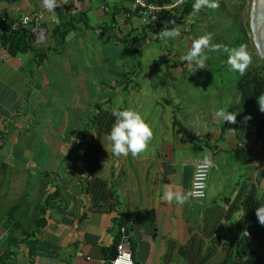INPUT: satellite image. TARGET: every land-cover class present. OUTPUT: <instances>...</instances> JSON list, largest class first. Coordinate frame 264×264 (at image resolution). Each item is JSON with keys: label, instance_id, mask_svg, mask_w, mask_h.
I'll return each mask as SVG.
<instances>
[{"label": "crops", "instance_id": "obj_1", "mask_svg": "<svg viewBox=\"0 0 264 264\" xmlns=\"http://www.w3.org/2000/svg\"><path fill=\"white\" fill-rule=\"evenodd\" d=\"M65 10L75 28L31 76L18 70L26 57L0 45V264H104L114 219L140 210L153 220L127 230L134 264H243L240 242L259 253L244 219L253 201L264 206L260 143L214 116L208 132L189 122L187 107L182 117L174 85L189 68L177 56L180 36L154 40L129 0H71ZM114 107L139 111L152 128L136 158L114 156L105 140ZM204 154V199L166 201L169 186L188 192ZM13 188L20 197L3 209Z\"/></svg>", "mask_w": 264, "mask_h": 264}, {"label": "rangeland", "instance_id": "obj_2", "mask_svg": "<svg viewBox=\"0 0 264 264\" xmlns=\"http://www.w3.org/2000/svg\"><path fill=\"white\" fill-rule=\"evenodd\" d=\"M216 2L219 5L216 8L202 6L199 11H195L194 14L185 17V24L181 26L180 30L179 39L182 41L178 42L179 44L175 42L176 48L180 51H178V53L175 51L177 56H184L191 48L192 41L205 33H211L212 44L221 39V42H231V47L228 49L237 48L234 47V41L237 39L236 35L241 32V30H244L247 39L246 41L243 40L241 43L246 47V50L251 56V63L249 65L258 64L257 58L259 57L254 49L251 34L249 32V12L252 0H216ZM42 5L43 0H0V15H3L1 9L5 10L4 12L7 13L9 9L12 8L14 10L13 14L19 16L30 12L35 7H41ZM256 10H259V8L257 7ZM256 18L257 20L253 25V29L255 28V31L258 32L260 17L258 16ZM190 24H193L192 29H190ZM190 30L191 32H189ZM176 39L178 40V38ZM47 43L46 41L39 45H46ZM241 43L239 46H241ZM35 45L38 44L36 43ZM153 45L161 47V44L157 42H154ZM174 54L173 52L172 56H174ZM226 54L227 58L224 59L223 64L219 58L221 55L220 49L216 51L205 49V55L208 57L204 68L205 70L200 71L198 69L193 73L191 70L187 69L184 73L180 74L182 79L178 80L174 85L179 93V104L181 106L183 105L182 117L185 118L187 107L188 113L186 112V117L189 122L207 132L210 128L209 120L211 117L213 120L216 111L223 109L229 113H236L238 107L239 95L236 87V80L241 74L230 67L227 63L228 52ZM161 57L164 58L163 52L161 53ZM186 127H189L188 124H186ZM4 190L5 189L1 192L2 195L0 194V200L6 197L3 195ZM18 192H20V190L16 191L13 188L12 194L8 195L4 200V202H6L2 206L3 209H7L17 202L20 197Z\"/></svg>", "mask_w": 264, "mask_h": 264}, {"label": "trees", "instance_id": "obj_3", "mask_svg": "<svg viewBox=\"0 0 264 264\" xmlns=\"http://www.w3.org/2000/svg\"><path fill=\"white\" fill-rule=\"evenodd\" d=\"M154 1H156L158 4H170L174 2V0ZM194 3H196V0H187L181 2L173 9L174 13L170 11H162L158 15L155 22L156 30H154V32H160L165 27L171 29L181 23V20L178 21V18H185L194 14ZM61 14L62 13H60V23L50 30V40H48L46 45H35L33 34L29 33L25 29L8 33H0V45L6 50L10 57H14L16 54H21L26 57L25 63L18 67V70L23 75L31 76L32 69L46 59V53L49 51H55V47L62 43L64 36L75 28L77 22L71 16L68 17ZM4 15L9 17L6 15V13ZM176 15H178V17ZM80 19V21H82V17ZM175 19H177V21L174 22ZM191 27L193 28V24ZM4 28L6 27L4 26ZM236 36L237 39L234 41V47L239 48L240 43L243 40L246 41L247 39L246 32L241 30V32L237 33ZM220 40L213 42V44L223 45L226 48L231 47V42H221ZM220 50L221 55L219 58L224 64V59L227 58V52L224 51L223 48ZM257 62L258 64L256 65H249L245 73L239 76L236 80V87L239 96L238 107L236 110V123L233 125L232 129L238 139H241V136L252 133L255 137V140L259 141L260 150L264 155V113L259 111V106L257 104V98L261 92H264V60L257 58ZM199 70L204 71L205 69ZM249 115L252 117V119L245 121L244 117ZM204 155H209L211 157L210 154ZM262 206L263 205L260 202L255 200L250 203L249 208L246 211L244 230L256 240L257 246L261 250L259 253H257L247 244L240 242L238 248L236 249V254L242 259L243 264H264V226L258 222L255 214L256 209ZM14 208L15 207H13L12 210ZM10 213L11 212L9 211L7 215ZM152 220V212H145L141 210L131 214H124L114 219V224L117 226V235L109 248L101 249L105 259L104 264H109V261L114 257L116 245L122 236L127 235V230H129V226L131 224L137 222H151ZM128 242L129 249L132 251L133 248L130 246L131 242L129 240Z\"/></svg>", "mask_w": 264, "mask_h": 264}, {"label": "clouds", "instance_id": "obj_4", "mask_svg": "<svg viewBox=\"0 0 264 264\" xmlns=\"http://www.w3.org/2000/svg\"><path fill=\"white\" fill-rule=\"evenodd\" d=\"M184 1L187 0L180 1L177 5ZM43 5L49 11H51L56 6V0H43ZM177 5L169 10L164 11L172 12ZM202 6L216 8L219 5L216 0H196V3L193 5V9L194 11H199ZM12 17H17V15ZM158 36L160 39L177 38L180 36V28L179 26H175L171 29L165 27L158 33ZM211 41V33H205L204 35H201L192 41L191 48L182 57V59L187 62L189 70L194 73L198 69L205 68L206 60L208 59L207 55H205V49L216 51L223 48L224 51L228 52L227 63L234 71H238L241 75H243L251 63V56L246 50V47L241 45L239 48L228 49L223 45L212 44ZM193 64L195 65V68H193ZM257 104L259 106V111L264 113V92H261L257 98ZM111 115L115 117V121L112 125L110 133L105 136V140L108 142L112 154L116 157H127L129 153H131L132 157L136 158L142 153H145L153 139V131L142 114L132 108L120 109L118 107H114L111 111ZM214 117L223 122H228L231 124L236 123V113H229L223 109L216 111L214 113ZM251 119L252 117L250 115L244 117L245 121ZM210 165L211 161L207 160V166ZM204 179L205 177L198 173L197 180L199 183L195 185L196 190L189 191L187 193H184L180 190H174L171 186H169L168 190L164 194V199L169 203L175 201L178 206H183L189 201L190 198H203L205 195L203 191L205 186L203 183ZM255 214L258 222L264 226V206L257 208ZM132 263L133 262L130 253H125L124 256L117 257V259L113 262V264Z\"/></svg>", "mask_w": 264, "mask_h": 264}, {"label": "built area", "instance_id": "obj_5", "mask_svg": "<svg viewBox=\"0 0 264 264\" xmlns=\"http://www.w3.org/2000/svg\"><path fill=\"white\" fill-rule=\"evenodd\" d=\"M131 4V10L138 17L139 23L141 26L145 28H149L152 30L151 34L154 40L160 39L158 36L159 32H154L156 30L155 22L157 20L158 15L164 11L169 10L175 5H177L181 0L175 1L172 4H158L154 0H129ZM71 0H56V6L53 10L49 11L47 8L42 5L36 10H33L29 13L21 14L17 17H6L1 16L0 18V33H8L16 30L25 29L29 33L33 34L34 44H43L46 40V36L50 30L57 26L60 23V13L61 15H67L69 10H65V6L68 5ZM43 23L45 25V29L38 30L39 24ZM6 24V25H5ZM4 26L6 28H4ZM150 30V31H151ZM211 160L209 155H202L198 160H196L193 171L191 174V179L189 183V191H195V185L199 183L197 180V174H202L205 179L203 180L204 188L203 191L205 193L206 180L208 177V172L211 167L207 166V160ZM205 197V195H204ZM203 198H191L193 200H202ZM11 224V222H10ZM6 236V229L0 228V238ZM125 253L129 252V242L125 236H122L120 241L115 247V255L109 261V264H113V262L117 259V257L124 256ZM134 264V263H132Z\"/></svg>", "mask_w": 264, "mask_h": 264}, {"label": "water", "instance_id": "obj_6", "mask_svg": "<svg viewBox=\"0 0 264 264\" xmlns=\"http://www.w3.org/2000/svg\"><path fill=\"white\" fill-rule=\"evenodd\" d=\"M257 3L260 5L259 10H256L255 5ZM258 12L260 13L259 15L257 14ZM249 14L251 15L249 21V32L251 34V40L258 57L261 60H264V0H252ZM257 16L260 17V28L258 29V32H256L255 28L253 29L252 27L255 24L254 19ZM40 29H45V25L43 23L39 24L38 30ZM257 41L261 42V44H259Z\"/></svg>", "mask_w": 264, "mask_h": 264}, {"label": "bare ground", "instance_id": "obj_7", "mask_svg": "<svg viewBox=\"0 0 264 264\" xmlns=\"http://www.w3.org/2000/svg\"><path fill=\"white\" fill-rule=\"evenodd\" d=\"M255 6H256V9H257V7L260 8V6H259L258 3H257ZM257 14L259 15L260 13H257ZM250 17H251V15H250ZM257 17H258V16H257ZM254 20H255V22H256L257 18L255 17ZM259 26H260V25H259ZM252 27H253V26H252ZM259 28H260V27H259ZM253 32H254V30H253ZM258 43L261 44V42H259V41H258Z\"/></svg>", "mask_w": 264, "mask_h": 264}]
</instances>
